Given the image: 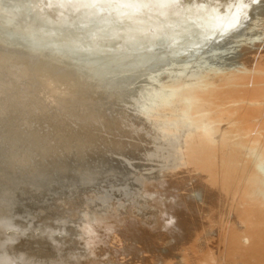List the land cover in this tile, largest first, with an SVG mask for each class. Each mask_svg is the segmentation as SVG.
<instances>
[{"label":"rangeland","instance_id":"obj_1","mask_svg":"<svg viewBox=\"0 0 264 264\" xmlns=\"http://www.w3.org/2000/svg\"><path fill=\"white\" fill-rule=\"evenodd\" d=\"M144 1L13 0L16 7L0 0V35H6L3 29L6 27L19 33L27 31L25 24L29 19L50 34L52 25H63L61 18L85 22L113 12L111 6L114 4L137 10L139 3ZM199 1L217 11L222 10L219 23L197 40L185 35V43L177 53L170 54L169 48L163 50L169 46L166 43L157 57L164 62L173 56L174 59L167 61L170 68L167 64L163 65L165 68L153 67L152 71L142 64L126 68L135 75L74 73L64 65L55 67L24 54L18 47L0 44V257L6 261L11 257L12 264H84L90 257L99 264H117L119 258L128 253L135 255V259L141 258V252L137 253L139 256L133 255L127 239L136 233L137 226L154 219L156 196L150 195V191L160 190L158 182L170 176L173 177L167 178V184L171 182L178 190L176 186L168 190L181 191L187 184L184 179L182 182L180 170L183 130L191 119L202 121L209 117L210 113L205 111L211 110L210 107L214 111L226 110L225 106L196 96L194 86L225 91L233 83L215 80L227 79L239 67L242 49H255L264 39V0ZM36 9L45 12L40 14ZM114 12L122 25H101L93 29L90 40L85 39L93 44L92 48L107 51L97 44L95 37L102 39L101 42L128 41L129 47L117 53L110 51L117 58L130 52L138 38L143 41L142 48L152 43L155 37L148 35L146 26L153 28V35H158L156 29L161 26H158L161 17L153 12L134 14L125 9ZM39 19L48 26H42ZM232 19L236 24L230 26ZM81 32L71 36L58 32L52 35L60 43L65 41L63 45L72 46L83 38ZM175 35L167 42L180 36ZM59 56L63 58L55 61L71 63L77 60V57ZM154 59L155 56L151 60ZM84 62L87 63L85 59ZM180 67L182 70L177 69ZM123 68L120 69L126 70ZM157 69L163 71L157 72ZM242 133H232L229 140L231 144L235 142L237 150L248 145L244 140L257 143ZM221 163L229 166L225 159ZM257 165L264 182V157ZM158 176H161L160 181H157ZM176 177L180 178L179 184ZM149 181L159 189L153 183L148 184ZM112 213H118V217ZM121 213L136 221L139 218L140 224L136 222L135 227L125 224V228L117 229L124 246L116 252V247L109 250L112 245L108 240L112 241V233L108 229L101 225L96 232L87 227L99 223L100 218L107 217L106 222L123 218ZM116 219L112 223L115 224ZM87 230L91 232L89 235ZM100 230H108L110 236L106 232L103 235ZM125 232L131 233L130 236ZM215 253L213 249L208 252L214 257Z\"/></svg>","mask_w":264,"mask_h":264},{"label":"bare ground","instance_id":"obj_2","mask_svg":"<svg viewBox=\"0 0 264 264\" xmlns=\"http://www.w3.org/2000/svg\"><path fill=\"white\" fill-rule=\"evenodd\" d=\"M2 3L17 7L13 0H5ZM135 3L138 4L136 1ZM202 3L199 0H145L139 3L140 7L137 10L135 6L133 7L135 10H133L131 9L132 6L128 8L125 5L114 4L111 6V8H114L112 9L113 12L104 16L93 17L85 22L76 19L70 20L64 16L65 18H61L63 19V25H52L51 30H49L50 34L36 27L29 19V21H26L29 23L25 24V29H27L25 32L19 33L9 27L3 28L6 29L7 33L5 36L0 35V44L18 47L24 54L38 57L55 67L64 65L66 69L72 70L74 73L135 75V72H131L126 68L145 64L152 70L156 66H166L170 63L167 61L174 59V57H168L167 61L163 60L164 62L157 57L160 56L161 48L166 43L169 46L163 48V50L169 48L172 49L171 51L167 50V52H172L170 54L177 53L180 46L185 43V35L193 36L197 40L205 31L207 32L217 25L222 10L217 11L213 6ZM59 5L64 7V5ZM123 9L131 10L134 14L141 11L153 12L161 17L158 26L161 24L162 27L156 29L158 35H153V28L146 26L149 28L148 35L155 37V39L159 36L156 40L152 39V43H149L152 45L146 43V48H142L140 44H143V41L138 38L134 40L137 43H135L134 48H131L130 52L115 58L113 53L120 52L125 46L129 47L127 45L128 41H102L105 43L103 44L102 39L95 37L97 44L104 46L103 49L107 51L101 50L102 48L100 50L92 48L93 44L85 42V39L90 40L92 30L101 27V25L103 27L122 25L114 10L122 11ZM35 11H40V14L45 12L39 9ZM38 21L42 26H48L44 23L45 21L42 22L40 19ZM231 21L232 23H228L227 26L236 24L235 19ZM65 27L66 30H63ZM18 30L20 29L18 28ZM80 31H82L83 38H80L79 42H74L72 46L63 45L62 43L65 41L62 40V43H60L57 40L58 38L54 39L52 35L53 32H58L65 36H71L80 34ZM174 34L180 36L175 35V40L170 43L167 42V39ZM181 34H184V37ZM165 36L166 38H164ZM66 41L69 43L68 40ZM42 51L49 54H43ZM59 55L77 57V60L71 63L55 61L63 58ZM153 56H155V59L151 60ZM83 58L87 63L84 62ZM239 64V67L234 69L227 79L215 80L218 83H233L225 91L202 89L201 86V89H198L196 85L194 86L196 96L205 97L209 101H213L214 105L225 106L226 110L224 112L220 109L214 111L215 109L213 110L210 107L211 110L205 111L210 113L209 117L207 116L202 121L191 119L185 130H183L185 131L183 134L184 142L180 144V153L183 159L180 170L183 178L179 177L187 183L186 188L184 186V190H181L182 187H180L181 191L168 190L169 187L174 188L176 186L170 184L171 182L167 184L171 173L169 178L168 175H164L168 179H162V181L159 179L161 176H158L157 179L159 180L157 181L160 182L157 186H161L160 190L150 191V195L155 194L156 196V199L154 198V219L151 222H147L144 226L142 225L143 227L139 226L138 228L135 223H139V218L136 221L135 218L125 217L126 215L121 213L123 218L120 215L119 219L111 217L116 219L115 224L118 223L116 226L114 222L112 223L114 219L109 222V216L108 222H106L107 217H105L106 219L100 218L99 223L95 222L87 227V229L98 232V227L101 229V225H103L105 229L112 233V241L110 242V238L108 240L112 245L109 250L111 247H116V252H119L124 243L119 239L117 231L123 229V226L125 228V224L132 227L137 226L135 228L136 233H133L132 238L129 237V239L127 236H130L131 233L127 234V231L125 233L127 234V240H129L127 246H132L133 255L141 252V258L137 254L140 259H135V255L129 256V253V255L125 254L126 257L129 256L126 258L122 256L123 252L120 255L121 258H125L123 261L119 258L122 262L120 264H137V262L140 264H264V190H261L264 182L257 165L259 160L264 157V39L255 49H242ZM165 66L163 67L165 68ZM121 67H125L123 69L126 70L122 71ZM167 67L170 68V65L168 64ZM182 67L177 69L179 70ZM157 70L155 71H163L161 69ZM155 71L152 73H155ZM232 97L236 99L230 100L229 98ZM228 99L230 104H227ZM239 101H243V103H239ZM233 102H236V104H233ZM256 130H259V132L255 135L253 133ZM235 132L238 135L245 132L249 135V138H253L252 140L257 141V143L251 144V139L244 140L248 142V145L237 150L235 142L229 143V140L233 137L232 133ZM253 145H257L256 148H253ZM222 159H225L229 166L225 165L227 164L225 162V164H222ZM255 161L256 165H253ZM180 178H174L176 183ZM145 181L147 182V179ZM150 181L148 184L157 182L153 179V182ZM184 181L182 180V182ZM144 185L148 187L146 183ZM157 186L156 188H158ZM148 194L146 195L148 196ZM112 214L118 217L116 215L118 213ZM173 217L176 218V223L169 226ZM113 224L115 227L112 226ZM105 232H102L103 235ZM89 233L91 232L87 230V235ZM106 233L108 234V232ZM108 235L110 236V234ZM211 249L216 251L217 255L215 257L211 255L212 253L208 254ZM126 250L130 252V250ZM113 252L110 253L113 254ZM89 254L91 255L92 251ZM94 260L95 258L90 257L84 264H99L93 262ZM113 260L112 258L111 261L114 262Z\"/></svg>","mask_w":264,"mask_h":264},{"label":"clouds","instance_id":"obj_3","mask_svg":"<svg viewBox=\"0 0 264 264\" xmlns=\"http://www.w3.org/2000/svg\"><path fill=\"white\" fill-rule=\"evenodd\" d=\"M175 223H176V218L173 217L169 223V226H173ZM0 264H12L11 257H9L7 261L3 257H0Z\"/></svg>","mask_w":264,"mask_h":264}]
</instances>
